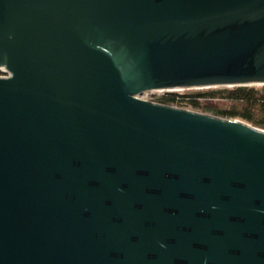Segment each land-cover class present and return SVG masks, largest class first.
Here are the masks:
<instances>
[{
    "label": "water",
    "instance_id": "obj_1",
    "mask_svg": "<svg viewBox=\"0 0 264 264\" xmlns=\"http://www.w3.org/2000/svg\"><path fill=\"white\" fill-rule=\"evenodd\" d=\"M0 264H264V129L139 97L264 84V0H0Z\"/></svg>",
    "mask_w": 264,
    "mask_h": 264
},
{
    "label": "trees",
    "instance_id": "obj_2",
    "mask_svg": "<svg viewBox=\"0 0 264 264\" xmlns=\"http://www.w3.org/2000/svg\"><path fill=\"white\" fill-rule=\"evenodd\" d=\"M219 99L227 103L224 107H206L216 114L242 120L257 126H264V86L241 85L232 87H212L192 93H165L160 102L164 104H185L194 108L201 106L200 99Z\"/></svg>",
    "mask_w": 264,
    "mask_h": 264
},
{
    "label": "rangeland",
    "instance_id": "obj_3",
    "mask_svg": "<svg viewBox=\"0 0 264 264\" xmlns=\"http://www.w3.org/2000/svg\"><path fill=\"white\" fill-rule=\"evenodd\" d=\"M204 89H207V88H180V89H174V90H163V91H160V92H154V93H146L144 95V93L142 94L143 96H139L143 99H146L148 101H154V102H160V98L165 94V93H176V94H183V93H192V92H196V91H202ZM201 101V106L200 107H197V108H194L190 105H185V104H178V103H173L171 105L173 106H177V107H180V108H185V109H189V110H192V111H196V112H200V113H204V114H208V115H214V116H218V117H222V118H226V117H223V116H220L218 114H216L214 111L206 108L207 106L208 107H224L227 105V103L223 100H219V99H200ZM233 118H236V119H241L239 117H233ZM242 120V119H241ZM245 121V120H244ZM247 122V121H246ZM250 123V122H248ZM252 124V123H250ZM253 125V124H252ZM258 128H261V129H264V126H257V125H254Z\"/></svg>",
    "mask_w": 264,
    "mask_h": 264
},
{
    "label": "built area",
    "instance_id": "obj_4",
    "mask_svg": "<svg viewBox=\"0 0 264 264\" xmlns=\"http://www.w3.org/2000/svg\"><path fill=\"white\" fill-rule=\"evenodd\" d=\"M7 74V70H3V69H1V67H0V75L1 76H5ZM263 86H264V84H263ZM154 92H160V91H158V90H154V91H145L144 92V95L146 94V93H154ZM143 94V93H142ZM141 96H143V95H141Z\"/></svg>",
    "mask_w": 264,
    "mask_h": 264
},
{
    "label": "bare ground",
    "instance_id": "obj_5",
    "mask_svg": "<svg viewBox=\"0 0 264 264\" xmlns=\"http://www.w3.org/2000/svg\"><path fill=\"white\" fill-rule=\"evenodd\" d=\"M142 93H144V92H142ZM142 93H141V94H139V96H140V95H142Z\"/></svg>",
    "mask_w": 264,
    "mask_h": 264
}]
</instances>
